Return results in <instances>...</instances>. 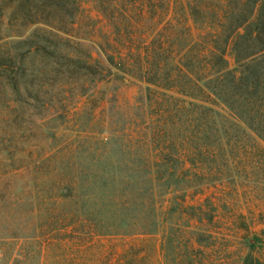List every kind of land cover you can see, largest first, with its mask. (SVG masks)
Listing matches in <instances>:
<instances>
[{
    "label": "trees",
    "instance_id": "16d2710c",
    "mask_svg": "<svg viewBox=\"0 0 264 264\" xmlns=\"http://www.w3.org/2000/svg\"><path fill=\"white\" fill-rule=\"evenodd\" d=\"M37 1L67 6L66 0L18 1V28L41 24L51 30L36 27L27 37L0 42V100L36 110L40 128L46 119L77 111L83 99L94 100L109 80L137 81L145 85L149 122L139 139L124 140L130 156L122 163L113 159L109 171L79 166L78 149L59 162L48 154L55 147L42 143L20 153L0 145V244L21 247L83 223L93 232L92 216L103 211V198L115 213L123 212L128 234L145 237L147 227L156 228L167 196L173 206L161 222L170 231H179L187 216L194 226H184L193 229L187 234L194 242L213 239L207 228L215 223V207L188 206L186 197L249 178L254 166L248 171L235 161L242 150L264 164V0H118L124 7L116 4L112 15L127 32L116 37V50L104 63L69 31L33 15L30 4ZM132 16L140 19L139 31ZM134 144L141 152L131 156ZM109 180L116 189L105 197ZM132 210L139 217H130ZM236 229L248 249L240 264H264L263 235L243 221ZM135 257L128 264H136Z\"/></svg>",
    "mask_w": 264,
    "mask_h": 264
},
{
    "label": "rangeland",
    "instance_id": "374dc122",
    "mask_svg": "<svg viewBox=\"0 0 264 264\" xmlns=\"http://www.w3.org/2000/svg\"><path fill=\"white\" fill-rule=\"evenodd\" d=\"M18 1L0 0V42L15 39L14 35L27 37L36 27L51 30L41 24L27 29L18 28ZM119 3L118 0H78L76 3L66 0L64 4L67 6L53 7L37 1L31 2L30 7L33 15L37 13L36 17L49 19L54 29H66L72 35L69 37L92 47L93 55L104 63L110 51L116 50L112 48L116 37L127 32L126 25L119 18L114 20L112 15L116 4L124 7L123 3ZM131 18V23L137 27L134 29L139 31L140 19L136 16ZM115 29L119 30V34ZM35 62L37 64L38 59ZM145 98L144 84L109 80L98 87L94 100L83 99L77 111L71 110L65 116L46 119L40 128L36 110L20 103L10 108L7 100L2 98L0 145L6 144L14 153H20L42 143L40 146L55 147L48 154L55 156L59 162H62V155L78 149L79 166L86 167L91 163L109 171L110 164L115 162L113 159L122 163L130 156L124 140L139 139L149 122ZM51 134H55L56 138L52 140ZM140 152L137 145H130L131 156ZM235 161L248 171V167L254 166L248 172L249 178L241 177L234 184L209 187L203 193H190L186 197L188 206L201 205L204 210L209 209L210 204L215 207V223L207 228L213 239H205L199 244L194 242L196 237L187 234L193 229L184 226H194V221L186 220L187 216H182L179 221L183 224L179 231H170V225L161 222L170 217L168 210L173 204L169 196L161 201L157 210L156 228L147 227L146 232L150 234L145 237L133 236L121 224L122 218L119 217L123 212L118 210L115 213V209L103 198L102 203L99 202L103 211L92 216L95 231L89 232L83 223L74 232L36 236L21 247L18 245L21 242L16 245L2 243L0 255H10L1 257L0 264H128L134 254L136 264H190L189 257L193 259V264H240L248 249L242 244L243 233L236 229L239 221L249 225L252 233L263 235L264 242V185L261 184L264 182V164H260L258 154L251 152L247 155L243 150L236 154ZM115 187L109 180L104 196L110 197V191ZM134 204L131 206L134 207ZM129 212L130 217H139V210ZM187 239H190L192 249L185 243ZM200 251L202 255H199ZM260 257L264 261V246Z\"/></svg>",
    "mask_w": 264,
    "mask_h": 264
}]
</instances>
